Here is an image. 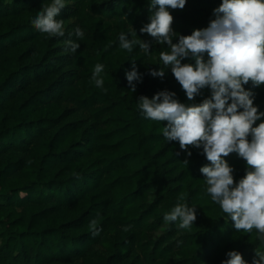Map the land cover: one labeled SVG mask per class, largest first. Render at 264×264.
<instances>
[{
	"label": "trees",
	"instance_id": "trees-1",
	"mask_svg": "<svg viewBox=\"0 0 264 264\" xmlns=\"http://www.w3.org/2000/svg\"><path fill=\"white\" fill-rule=\"evenodd\" d=\"M221 2L170 9L172 28L184 36L206 28ZM42 3L0 0V264H222L232 250L251 264L255 236L219 218L204 191L200 168L210 162L191 146L188 157L178 142L167 143V122L139 110L141 96L162 90L182 103L210 95L204 89L188 101L170 70L163 79L149 74L159 70L151 63H159L162 46L152 45L151 60L138 45L120 49L119 34L130 28L137 39L153 40L139 31L149 22L148 0H71L57 19L73 17L85 31L75 55L35 29ZM129 59L143 73L135 92L125 78ZM97 63L105 66L107 92L90 79ZM245 87L264 111V86ZM73 111L84 117L70 120ZM225 159L235 181L245 175L236 153ZM181 195L199 205L190 230L163 220Z\"/></svg>",
	"mask_w": 264,
	"mask_h": 264
},
{
	"label": "clouds",
	"instance_id": "clouds-1",
	"mask_svg": "<svg viewBox=\"0 0 264 264\" xmlns=\"http://www.w3.org/2000/svg\"><path fill=\"white\" fill-rule=\"evenodd\" d=\"M187 2L148 0L149 22L139 31L153 40L137 39L136 31L130 28L120 32L119 47L131 53L138 45L151 60L150 48L158 44L162 46L159 63L151 64L160 67L149 70L152 77L163 79L170 70L188 101L203 96L202 90H209L210 95L201 103H182L176 92L162 90L152 98L141 96L138 107L144 119L167 122L161 129L167 143L178 142L188 157L192 156L189 146L206 157L210 164L200 168L205 193L222 213L219 218L234 222L238 233L255 236L258 246L251 264H264V111L255 105L254 92L245 87L249 82L252 88L264 86V0H222L213 9V19L206 28L184 36L172 28L170 9L182 10ZM70 3L71 0H43L31 21L35 29L47 38L65 37L64 20L57 17ZM68 36L65 52L75 55L85 31L76 25ZM186 59L188 63L183 62ZM128 61L131 70L125 72V78L135 92L137 84L143 82V73L136 59ZM104 69L97 63L90 79L96 88L107 92L101 75ZM257 121L261 122L254 126ZM231 153L246 162L245 175L238 181L234 180V168L225 159ZM197 206L178 196L163 220L180 230H190L197 219ZM91 227L93 234L99 235L95 220ZM226 256L222 264H249L237 250Z\"/></svg>",
	"mask_w": 264,
	"mask_h": 264
},
{
	"label": "rangeland",
	"instance_id": "rangeland-1",
	"mask_svg": "<svg viewBox=\"0 0 264 264\" xmlns=\"http://www.w3.org/2000/svg\"><path fill=\"white\" fill-rule=\"evenodd\" d=\"M71 4V3H70ZM68 7H66L63 10H67ZM64 24H65V29H66V35L65 37H56L53 38L54 39V43L57 47H60L61 51L63 54H67L65 52V44L64 41L69 39L68 33L72 31V29L76 26V22H75V18L73 17H68L66 19H64ZM71 107V105H70ZM84 117V114L81 112H77V111H73L70 115V120L76 119V118H81Z\"/></svg>",
	"mask_w": 264,
	"mask_h": 264
},
{
	"label": "water",
	"instance_id": "water-1",
	"mask_svg": "<svg viewBox=\"0 0 264 264\" xmlns=\"http://www.w3.org/2000/svg\"><path fill=\"white\" fill-rule=\"evenodd\" d=\"M261 241L264 242V235L261 236Z\"/></svg>",
	"mask_w": 264,
	"mask_h": 264
}]
</instances>
